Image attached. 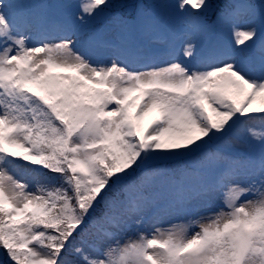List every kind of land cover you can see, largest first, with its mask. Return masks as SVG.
Here are the masks:
<instances>
[{
  "label": "snow or ice",
  "instance_id": "6c2138e0",
  "mask_svg": "<svg viewBox=\"0 0 264 264\" xmlns=\"http://www.w3.org/2000/svg\"><path fill=\"white\" fill-rule=\"evenodd\" d=\"M0 264H264V0H0Z\"/></svg>",
  "mask_w": 264,
  "mask_h": 264
},
{
  "label": "rangeland",
  "instance_id": "374dc122",
  "mask_svg": "<svg viewBox=\"0 0 264 264\" xmlns=\"http://www.w3.org/2000/svg\"><path fill=\"white\" fill-rule=\"evenodd\" d=\"M261 106H262V105H261V100L258 98V99L254 102V104H253L252 107H253V108H259V107H261ZM153 114H154V113H150V114H148V115L144 118L143 123L147 124L148 121L152 119Z\"/></svg>",
  "mask_w": 264,
  "mask_h": 264
}]
</instances>
